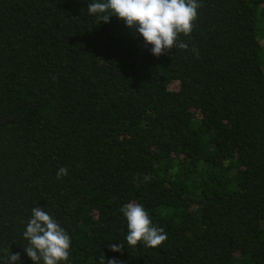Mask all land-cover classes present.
Returning <instances> with one entry per match:
<instances>
[{"label": "trees", "instance_id": "obj_1", "mask_svg": "<svg viewBox=\"0 0 264 264\" xmlns=\"http://www.w3.org/2000/svg\"><path fill=\"white\" fill-rule=\"evenodd\" d=\"M90 2L0 0V264L33 207L66 264H264V0H198L160 56ZM130 202L165 242L128 245Z\"/></svg>", "mask_w": 264, "mask_h": 264}, {"label": "clouds", "instance_id": "obj_2", "mask_svg": "<svg viewBox=\"0 0 264 264\" xmlns=\"http://www.w3.org/2000/svg\"><path fill=\"white\" fill-rule=\"evenodd\" d=\"M198 0H91L88 15L96 16L99 22H110L112 17L123 21L129 29L143 37L146 45H151L155 56L171 49H188V44L180 41L181 34L189 36L197 19ZM196 51V49H193ZM68 174V169L60 167L56 177ZM120 211L127 220L128 245L135 247L143 242L145 247L155 248L167 239L163 228L152 225L149 214L138 203L130 202ZM23 237L28 241L24 248L34 264H61L69 260L71 237L60 224L42 207H33ZM122 245L112 244L110 250L119 252ZM4 264H20V254L4 250ZM100 264H119L113 258L106 261L105 255Z\"/></svg>", "mask_w": 264, "mask_h": 264}]
</instances>
